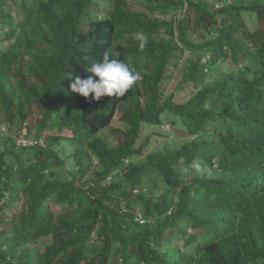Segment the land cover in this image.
<instances>
[{"label":"trees","instance_id":"16d2710c","mask_svg":"<svg viewBox=\"0 0 264 264\" xmlns=\"http://www.w3.org/2000/svg\"><path fill=\"white\" fill-rule=\"evenodd\" d=\"M144 1L0 0V264H264V0Z\"/></svg>","mask_w":264,"mask_h":264},{"label":"clouds","instance_id":"9594fccd","mask_svg":"<svg viewBox=\"0 0 264 264\" xmlns=\"http://www.w3.org/2000/svg\"><path fill=\"white\" fill-rule=\"evenodd\" d=\"M133 39L138 42V49L143 51L147 45V37L142 32H137ZM86 71L93 75L83 79L77 76L70 88L85 98H89L91 94L93 101H99L104 96L123 97L139 79L138 74L131 71L126 63L117 57L110 58L108 54Z\"/></svg>","mask_w":264,"mask_h":264},{"label":"rangeland","instance_id":"374dc122","mask_svg":"<svg viewBox=\"0 0 264 264\" xmlns=\"http://www.w3.org/2000/svg\"><path fill=\"white\" fill-rule=\"evenodd\" d=\"M129 2H130L131 10H133V11H138V12H144V13L146 12L147 8H146V7L143 5V3H142V2L145 3L144 0H129ZM247 20L253 22L254 19H253V18H247ZM167 119H172V118H171V117H168ZM168 123H169V122H168ZM163 128H164L163 130H165L166 133L170 132L169 136H166V137H162V138H160L159 141H158L157 143H155V144L150 148V150H152V148H154V147L157 148L158 144H159V143H162V142L170 143L171 146L178 145L179 142L176 141V139H178L179 137H182V135L179 136V137H177V135L174 133L175 131H174V128L172 127V125H167V124H165V125H163ZM2 129H3V128H2ZM25 133H26V129H23V130L21 131V136H20V138H24V139L27 140V138L23 137ZM173 139H175V142H173V143L171 144V142H172ZM28 141H29V140H28ZM29 142L31 143V141H29ZM42 142H43V141H42ZM54 210H55V209H54Z\"/></svg>","mask_w":264,"mask_h":264},{"label":"built area","instance_id":"2783aa9c","mask_svg":"<svg viewBox=\"0 0 264 264\" xmlns=\"http://www.w3.org/2000/svg\"><path fill=\"white\" fill-rule=\"evenodd\" d=\"M18 144H31L28 140L24 139V138H19L17 140Z\"/></svg>","mask_w":264,"mask_h":264}]
</instances>
